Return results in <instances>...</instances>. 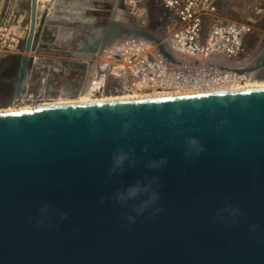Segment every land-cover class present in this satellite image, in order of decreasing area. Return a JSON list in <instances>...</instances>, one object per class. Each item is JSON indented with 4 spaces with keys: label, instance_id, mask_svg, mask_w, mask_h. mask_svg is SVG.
I'll return each instance as SVG.
<instances>
[{
    "label": "water",
    "instance_id": "obj_1",
    "mask_svg": "<svg viewBox=\"0 0 264 264\" xmlns=\"http://www.w3.org/2000/svg\"><path fill=\"white\" fill-rule=\"evenodd\" d=\"M98 31L88 76L127 36L174 59L115 6ZM0 264H264V88L0 112Z\"/></svg>",
    "mask_w": 264,
    "mask_h": 264
},
{
    "label": "rangeland",
    "instance_id": "obj_2",
    "mask_svg": "<svg viewBox=\"0 0 264 264\" xmlns=\"http://www.w3.org/2000/svg\"><path fill=\"white\" fill-rule=\"evenodd\" d=\"M47 1L42 0V2L47 4L43 3L42 6L38 7L37 26H39L40 30L37 31L34 49L26 53L23 52V46L30 24V0H0V60L8 53L27 54L31 58L23 87L16 90L10 100L5 91L0 93V110H6L7 108L16 110L27 106L33 108L36 105L59 101L70 102V100H76L81 94H84V88L87 86L92 90L89 96L91 100L118 98H108V96L122 93L119 90L121 82L119 78L108 75L105 69L99 68V65L106 64V60L103 57L94 61L96 67L90 76L87 75L91 63L89 60L84 62L83 59L77 57L78 59L74 60L73 63L67 61L68 63L66 64L64 59L55 60L50 57V48L44 44L46 43L44 42L45 38L48 40L55 34L57 37L59 36L58 41L67 39V35H70L69 40L71 37L77 39V42L82 40L78 39L81 34L70 33V25L66 24L69 19H72V16H75L73 18L75 19L82 12H70V15H68L69 11L65 10L66 0H54L53 3H51L52 0ZM50 5H52L51 8H49ZM114 6L115 15L119 17V20L126 18L135 26L150 30L164 40L166 35L165 10L158 0H104V14H101L98 19L100 23L106 24ZM45 8H49V10L46 9L44 12ZM219 8L220 13L217 14V18L244 22L249 25L243 39V51L224 65L234 69L254 67L257 56L259 54L264 55V0H220ZM53 9L58 12L56 10L52 12ZM259 9L261 11H258ZM53 13H55V16ZM44 26L46 30H49V33L46 32L45 35H42L43 31L41 30H43ZM60 49L64 53L67 51L64 47ZM68 50H81V47L76 46L75 49ZM259 70L263 71L264 69L261 68ZM260 71L257 69L247 72L246 76H242L241 79L216 86L196 87L183 91H156L181 93L205 89H221L228 84V86L242 84L247 78L264 80V78L257 77ZM134 93L152 94L153 91H136ZM14 98L18 100L14 101ZM10 105L15 108L10 107Z\"/></svg>",
    "mask_w": 264,
    "mask_h": 264
},
{
    "label": "built area",
    "instance_id": "obj_3",
    "mask_svg": "<svg viewBox=\"0 0 264 264\" xmlns=\"http://www.w3.org/2000/svg\"><path fill=\"white\" fill-rule=\"evenodd\" d=\"M158 2L165 10L164 41L174 59L158 53L156 46L142 37L115 39L103 51L106 64L99 68L120 79V92L183 91L226 84L246 74L224 64L243 51L249 25L217 18L220 0Z\"/></svg>",
    "mask_w": 264,
    "mask_h": 264
},
{
    "label": "crops",
    "instance_id": "obj_4",
    "mask_svg": "<svg viewBox=\"0 0 264 264\" xmlns=\"http://www.w3.org/2000/svg\"><path fill=\"white\" fill-rule=\"evenodd\" d=\"M45 2L47 0H44ZM45 2H42V0H38V7L42 6V4H47ZM48 2V1H47ZM54 0H52L51 3H53ZM52 5H50L49 8H51ZM104 0H66L65 1V10L69 11L68 15L71 13L82 12L80 15H78L75 19H73L75 16H72V19L68 20L66 24L70 25V33H78L81 34V36L78 39H82L80 42H77V39H74V37H71L69 40V36L67 35L65 39L66 43V53L62 52L60 46L58 43H60V40L58 41L59 36L57 37L55 34L52 35V37L49 40H44V44L48 45L50 48V57H53L55 60L57 59H64L65 61H70L73 63L74 60L78 59L76 56H73L70 54V51L68 49H75L76 46H80L87 49H93L95 50V40L97 38V35L99 34L98 30L99 27L104 25L103 23H100L98 21L99 16L104 14ZM49 8H45L49 10ZM57 9V7H55ZM41 9V8H40ZM53 9L52 12H54ZM57 11V10H56ZM55 11V12H56ZM58 12V11H57ZM55 16V13H53ZM66 15L68 18L69 16ZM76 15V14H75ZM72 55V56H70ZM49 57V56H48ZM84 62H88V59H84ZM90 61V60H89ZM58 64L59 61H57Z\"/></svg>",
    "mask_w": 264,
    "mask_h": 264
},
{
    "label": "bare ground",
    "instance_id": "obj_5",
    "mask_svg": "<svg viewBox=\"0 0 264 264\" xmlns=\"http://www.w3.org/2000/svg\"><path fill=\"white\" fill-rule=\"evenodd\" d=\"M51 37V36H50ZM49 40V39H48ZM246 76V75H244ZM236 82V81H235ZM229 85V84H228ZM226 86V87H222L221 89H205V90H196V91H188V92H161V91H153L152 94L150 93H143V94H136L134 92H136L137 90H134L130 93H121V94H116V95H111L108 96V98H114V97H118L115 99H111V100H91L89 98L90 93H91V89L90 87H86L85 88V92L84 94H81L80 97H78V99L73 100L70 102H53L50 104H41L42 105H56V104H67V103H89V102H107V101H119V100H134V99H146V98H158V97H164V96H176V95H183V94H195V93H201V92H217V91H232V90H244V89H256V88H264V80H253L251 78H247L242 84H233L230 86ZM225 86V85H224ZM94 88V87H93ZM211 88V87H210ZM220 88V87H219ZM119 96H123V97H119ZM107 97V96H106ZM10 107H13L10 105ZM15 108V107H13ZM33 109L31 107H24V108H18L16 110H11V109H4V110H0V112H14V111H22V110H30Z\"/></svg>",
    "mask_w": 264,
    "mask_h": 264
},
{
    "label": "flooded vegetation",
    "instance_id": "obj_6",
    "mask_svg": "<svg viewBox=\"0 0 264 264\" xmlns=\"http://www.w3.org/2000/svg\"><path fill=\"white\" fill-rule=\"evenodd\" d=\"M58 44L66 48V43L64 39L60 40V43ZM21 55L16 53H8L0 60V93L2 91H5L8 94L9 100L13 95V93L17 90V81H18L19 69L21 64ZM67 63L68 62L66 61V64ZM258 71L260 70L258 69ZM25 76L20 88H22L24 85L26 78ZM257 77L264 78V70L258 72Z\"/></svg>",
    "mask_w": 264,
    "mask_h": 264
},
{
    "label": "clouds",
    "instance_id": "obj_7",
    "mask_svg": "<svg viewBox=\"0 0 264 264\" xmlns=\"http://www.w3.org/2000/svg\"><path fill=\"white\" fill-rule=\"evenodd\" d=\"M132 194H134V192H133ZM151 197H152V198H156V194H155V193H152V196H151ZM144 206H146V204H145ZM144 206L137 207V208H136V211H137L138 213H139V212H142V211L144 210ZM44 207H45V209H46V208H47V205H45ZM157 211H159V209H157ZM236 211H237V210L234 209V210H233V214H234ZM66 215H67L66 213H63V214H62V216H66ZM128 219H129L130 221H134L135 217L129 215V216H128Z\"/></svg>",
    "mask_w": 264,
    "mask_h": 264
}]
</instances>
